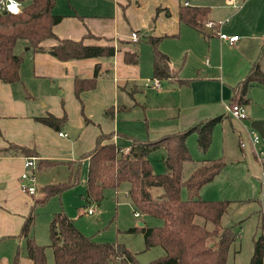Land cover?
<instances>
[{
	"label": "crops",
	"instance_id": "0c3cea01",
	"mask_svg": "<svg viewBox=\"0 0 264 264\" xmlns=\"http://www.w3.org/2000/svg\"><path fill=\"white\" fill-rule=\"evenodd\" d=\"M194 2L196 3L194 4ZM198 2L201 1L56 0L52 11L55 14L63 15L60 22L53 27L56 36L74 40L82 38L85 44L113 45L119 47V50L112 57L59 60L47 52H34L31 48L22 47L24 58L19 69L20 81L14 83L0 81V148L12 142L34 148L40 159L54 160L57 164H65V161H75L82 153L91 150L95 144L96 136L100 133L114 132L111 141L119 145L118 139L121 136L128 137V134L118 129L115 116L123 110H128L132 104L136 103L130 104V98H133L135 93H145L149 90L155 92L177 91L179 93L183 87L188 89L189 97L185 98L184 104L171 102L167 105L170 115L165 118H175L176 121L172 127L180 128L179 130L186 129L202 119L224 114V102L232 101V89L230 90V88L244 78L250 65L259 61L264 71V16H261V21L256 20L250 28H245L240 21L249 13L245 10L249 0H244L240 4H237L236 0H227L226 6H223L225 10L221 12V16H225L223 20L210 14L209 5ZM181 4L208 6V22L205 30L209 32L212 30L210 27H214L213 33L210 36H204L200 31L180 21L179 7ZM209 22L211 26H208ZM132 31L138 34L136 41L130 37ZM240 31L244 32L243 35L239 36L233 44L220 40L218 35L219 32L237 35ZM87 32L95 37H84ZM147 35L161 37L158 49L168 56L169 67L173 72L171 77L159 79V88L152 86L154 76L152 75L151 47L144 39H141ZM215 36L219 43L211 39ZM143 41L149 45L148 50L140 45L137 48L131 46V43ZM55 42L54 39H46L41 45L48 47ZM126 51L138 52L139 61L137 63L125 62L124 53ZM197 53L200 54L202 60L201 66L197 68L199 71L201 69L203 71L200 74L197 73L196 76H188L185 72L187 70L183 68L184 58L186 55L193 57ZM217 61L220 62V67H218ZM226 64L230 70L228 75H225L224 71ZM96 66L98 75L95 87L82 91L80 99L76 98L73 91L74 78L91 77ZM27 79L28 86L24 83ZM38 81H41L42 90H38L36 86ZM196 84H205L209 87V95L204 100H196L201 94V91L194 87ZM255 87H262L258 90L260 93L254 90L257 89ZM57 89L63 90L68 94V97L74 95L77 102L80 103L81 114L78 113V104L73 105L71 111L66 107L62 113L55 107L50 108L49 104L42 101L39 105L37 100L40 96L51 101V98L56 97L54 90ZM249 94L263 102L264 85L250 87L247 94L250 102ZM236 99L237 96L234 100ZM165 106L164 103L156 105V107L162 108ZM261 106L263 107V105ZM109 107H113L112 117L104 115V111ZM172 108L175 110H171ZM46 112L56 116L65 113L66 123L79 128L74 139L87 132L89 133L88 139L84 142H69V138L68 140L63 138L66 135L60 136L59 131L53 130L35 119ZM253 114L251 118L264 120V112L253 111ZM224 120H229L232 131H237L231 118L227 116L218 122V125L222 124ZM91 125H96L97 128H91ZM186 143L189 149L191 146L190 136L187 137ZM130 145L131 143L121 147L128 148ZM48 147L54 148L57 153H45L44 149ZM160 150H163L164 154V149L160 148ZM200 154L202 156L195 158V161L212 159L205 157L208 156L207 154L204 155L201 152ZM0 155H3L0 156V240L11 236L20 238L18 234L26 215L19 213V207L22 204L20 202L28 198L26 196H33L36 193L34 168L32 172L35 192L29 195L20 190V174L28 169L31 171L30 168L24 167L26 157L9 153H0ZM38 158L35 157V164H37ZM83 161H86L88 165L87 158L82 159L81 163ZM12 167L16 170L17 177L10 175L9 168ZM37 169L40 170L38 167ZM56 180L55 177L53 182ZM23 210L25 209H21V212ZM17 240L19 241V239ZM16 249L19 252V264H32L26 254L21 253L20 246ZM0 264H10V258H0Z\"/></svg>",
	"mask_w": 264,
	"mask_h": 264
},
{
	"label": "trees",
	"instance_id": "16d2710c",
	"mask_svg": "<svg viewBox=\"0 0 264 264\" xmlns=\"http://www.w3.org/2000/svg\"><path fill=\"white\" fill-rule=\"evenodd\" d=\"M22 3L21 11L12 14L0 12V81L14 83L20 81L19 69L24 55L14 48L18 42L22 47L31 48L34 52H47L59 60L82 59L90 57H112L119 47L105 44H85L83 39L59 38L53 32L55 24L63 15L53 13L56 0H17ZM208 6L179 7V19L204 36H210L212 30H205L208 22ZM95 37L87 32L84 37ZM46 39L56 42L48 47L41 43ZM152 51V75L159 79L173 75L169 67L168 56L158 49L161 37L147 35L143 38ZM124 60L137 63L139 54L126 51ZM98 67L91 77H75L73 91L80 99V93L95 87ZM264 85V71L259 61L252 63L242 80L232 87V99L237 96V103L246 105L250 87ZM113 107L104 111L112 117ZM226 112L205 118L192 126L161 135L153 140L134 138L128 151L111 141L114 132L100 133L96 136L93 148L82 153L75 161H65L69 173L65 181L54 182L42 187L46 196L60 195L64 190L75 185L79 178L80 163L88 159L85 181V198L87 202L99 204L107 190L116 191L122 182L128 183L127 196L134 207V213L152 215L162 222L148 227L137 225L127 232L139 231L143 235L144 249L160 246L164 254L154 258L153 264H226L230 246L235 241L237 231L232 226H222V216L227 212L230 200H206L199 196L201 187L210 182L225 169L223 158L195 161L188 149L186 139L189 134L196 136V146L205 153L212 141V132ZM40 123L60 131L66 123L63 113L56 116L50 112L35 118ZM86 122L88 120L86 119ZM164 149V171L155 173L148 158L157 149ZM0 153L11 155L34 156V148L9 142L0 148ZM192 163L187 175L184 165ZM56 161L40 159L37 167L45 169L55 165ZM184 194V196H183ZM258 230L252 238V254L248 264H263L264 260V207L256 212ZM202 218L204 223L196 222ZM34 214L29 212L23 220L19 236L25 238L26 256L32 264H47L46 246L52 250L54 264H142L135 253L120 242H100L79 231L73 220L63 211L52 215L48 225V244H39L32 234ZM212 225L211 229L206 223ZM148 263V264H150ZM11 264H19L18 250Z\"/></svg>",
	"mask_w": 264,
	"mask_h": 264
},
{
	"label": "rangeland",
	"instance_id": "374dc122",
	"mask_svg": "<svg viewBox=\"0 0 264 264\" xmlns=\"http://www.w3.org/2000/svg\"><path fill=\"white\" fill-rule=\"evenodd\" d=\"M193 1H201L198 3L209 5L211 8L210 14L219 17V20L225 18V16H221V12L225 10L223 6H226L227 0H191V2ZM236 1L237 4H240L244 0ZM195 3L196 2H194V4ZM245 10L249 13L246 14L245 18H242L240 23L245 28H250L254 25L256 20L261 21V16H264V0H249ZM243 33V31H240L237 35L242 36ZM211 39L219 43L216 36ZM139 45L142 48H147V50L149 48V45L146 44V42L144 43V41L131 43L133 48H137ZM21 50L22 42H18L14 51L20 53ZM201 64L202 60L200 54L197 53L193 57L186 55L183 66V68L187 70L185 71L186 75H191L193 77L196 76L197 73L200 74L203 69L199 71L197 67L201 66ZM217 64L218 67H220V62L217 61ZM224 71L225 75L230 73L227 64L224 66ZM32 79L36 80L35 78ZM24 83L28 86V79L24 81ZM40 83L41 81H38L36 85L38 90H42L43 88ZM194 87L201 91V94L196 100H204L208 97L210 89L207 85L196 84ZM255 88L257 89L254 90L258 92L262 87ZM231 89L232 87L230 90ZM54 91L56 97L53 99L51 98V101L44 96H40L37 100L39 105H41L40 102L42 101L43 103L49 104L50 108L55 107V109H58L62 113L63 109L65 110L66 107L71 111L73 105L75 106L78 104V113L81 114L79 109L80 103L77 102L73 94L68 97V94L61 89ZM163 91H158V93L149 90L147 92L145 91V93H135L134 97L130 98V104L132 102L136 103L132 104L128 110H123L115 116L118 129L128 134V137L121 136V138L118 139L120 146L130 144L133 138L153 140L164 135V133L175 132L180 129L172 127V124L176 121L175 118H165L170 115L167 105L171 102H182L184 104L185 98L189 97V91L186 87H183L182 91L179 93H177V91ZM249 96L251 101L247 105H243L247 117L245 119H235L229 116L234 126L237 128V131H232L229 120H224L220 125L216 124L212 134V142L206 153H204V155H208L205 157H221L226 162L225 169L216 175L210 182L204 184L200 189V197L202 196L201 198L203 199L230 200L228 210L222 216L221 225L232 226V229L237 231L238 236L229 248L226 264H248L252 254V238L258 233L256 229V212L262 210L264 207V194L261 195V190L264 191V188L261 186V165L254 155L256 151L264 152V136H260L256 131L260 137V142L255 147H252L249 142L250 132L252 130L250 122L252 120H258L251 118L252 115H254L253 111L256 113L259 111L264 112V100L260 102V99L255 98V96L250 94ZM235 101L236 100L232 99L230 102ZM163 103L166 105L165 107H156V105ZM224 103L223 110L225 111L228 103L226 101ZM261 105H263V107ZM171 110L175 109L172 108ZM96 125H91V128H97ZM60 129L64 132L63 127ZM189 136L191 141L189 151L192 158H199L201 154L195 145L196 136L194 133L189 134ZM88 137V132L82 133L77 139L71 141L69 139V142H84ZM63 138L68 140L67 136ZM91 139L93 143V138L91 137ZM240 139L246 143V146L242 148L243 150L239 145ZM53 144L51 143V145ZM44 150L47 154L57 153V151L51 147ZM163 155V150L160 149L151 152L149 155V160L155 173L164 171ZM191 167L192 163H186L184 165L185 175L189 173ZM9 169L10 175L17 177L16 170L13 167ZM34 173L36 193L33 196H26L28 198L20 202L22 204L19 207V213L27 215V213L31 212L34 214L32 234L39 244H48L49 221L54 213L63 211L74 220V224L79 231L88 236L92 235L93 239L96 241L120 242L124 244L130 251L135 253L137 260L142 264H148L154 258L164 254V250L160 246L145 250L144 239L141 232L136 231L131 233L126 231L130 227L137 226L140 222L148 227L160 225L162 222L158 217L152 215L134 213V207L127 196V182H122L116 191L107 190L105 198L99 204H96L94 202H87L84 194L87 176L86 161L80 163L77 183L64 190L60 195L46 196L42 187L49 183H54L53 180L55 177L57 178L56 182L65 181L69 173L67 165L56 163L50 168L38 170L35 164ZM23 208L25 210L21 212ZM89 208L93 210L92 213L87 212ZM196 222L204 223L203 219L199 217L196 218ZM206 227L211 229L212 225L207 222ZM19 237L20 238H15L11 236L0 240V258H10V264L18 246H20L21 253L26 254L25 238L22 236ZM17 239H19V241ZM45 250L47 264H54L51 248L46 246Z\"/></svg>",
	"mask_w": 264,
	"mask_h": 264
},
{
	"label": "built area",
	"instance_id": "2783aa9c",
	"mask_svg": "<svg viewBox=\"0 0 264 264\" xmlns=\"http://www.w3.org/2000/svg\"><path fill=\"white\" fill-rule=\"evenodd\" d=\"M185 4H187V2H185ZM16 8L19 9L18 12L14 11V9ZM21 8H22V3H20L17 0H0V12L6 11L12 14H17L21 11ZM208 26H211L210 22L208 23ZM218 35H219L220 40L225 41L228 44H233L239 37L236 34L228 35L223 32H219ZM130 37L133 41H136L138 39V34L135 31H132L130 34ZM152 81H153L152 86H154L155 88L160 87L159 78L154 77ZM225 112L228 114V116L235 118V119H245L247 117L243 105L237 103L236 101L229 102L226 106ZM251 129L252 130L250 132L249 142L252 147H255L260 142V137L253 128ZM58 134L60 136L65 135V133L62 131H59ZM239 145L241 148H244L246 146V143L242 139H240ZM123 151L127 152L128 148H123ZM254 155L261 165V186L264 188V152L256 151ZM34 165H35V157H26L24 161V167L26 169L30 168L31 171H24L20 174V190L21 192L29 194V195H32L35 192L34 175L32 172ZM262 194H264V191L261 190V195ZM87 212L92 213L93 210L89 208L87 209Z\"/></svg>",
	"mask_w": 264,
	"mask_h": 264
},
{
	"label": "water",
	"instance_id": "95a60500",
	"mask_svg": "<svg viewBox=\"0 0 264 264\" xmlns=\"http://www.w3.org/2000/svg\"><path fill=\"white\" fill-rule=\"evenodd\" d=\"M62 127L65 135L71 140H73L79 132V128L73 127L68 123H65ZM250 127L253 128L255 131H257L260 134V136L262 137L264 136V120L261 119L252 120L250 122ZM138 225H143V224L140 222L138 223Z\"/></svg>",
	"mask_w": 264,
	"mask_h": 264
},
{
	"label": "clouds",
	"instance_id": "9594fccd",
	"mask_svg": "<svg viewBox=\"0 0 264 264\" xmlns=\"http://www.w3.org/2000/svg\"><path fill=\"white\" fill-rule=\"evenodd\" d=\"M14 11H17V12H18V11H19V9H18V8H16V9H14Z\"/></svg>",
	"mask_w": 264,
	"mask_h": 264
}]
</instances>
